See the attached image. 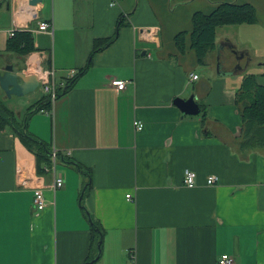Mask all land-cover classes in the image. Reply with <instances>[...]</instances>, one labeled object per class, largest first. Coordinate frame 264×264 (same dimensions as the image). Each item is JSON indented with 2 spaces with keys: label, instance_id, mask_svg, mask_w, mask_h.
I'll use <instances>...</instances> for the list:
<instances>
[{
  "label": "crops",
  "instance_id": "obj_1",
  "mask_svg": "<svg viewBox=\"0 0 264 264\" xmlns=\"http://www.w3.org/2000/svg\"><path fill=\"white\" fill-rule=\"evenodd\" d=\"M125 1L52 0L44 17L47 0H0V17L9 13L4 36L28 29L35 38L37 51L21 71L39 76L52 59L60 83L90 62L48 114L27 122L31 134L70 159L57 171L63 188L55 191L54 175L39 174L36 156L0 126V264H86L96 254L92 219L105 232L95 264H219L223 255L233 264H264V150L239 148L237 93L247 75L235 78L259 48L241 41L248 28L222 27L229 32L217 33L215 49L199 64L190 49L195 13L181 54L174 41L180 32L164 40L151 0H138L133 12ZM122 14L126 24L116 36ZM46 21L53 33L39 30ZM115 36L90 57L95 40ZM20 60L1 58L15 62V70ZM114 79L127 81L126 89L112 87ZM191 96L199 115H185L176 104ZM77 165L91 172L86 192L89 178ZM186 170L197 174L194 188L185 186ZM209 176L219 182L208 185ZM38 188L43 211L34 205Z\"/></svg>",
  "mask_w": 264,
  "mask_h": 264
},
{
  "label": "trees",
  "instance_id": "obj_2",
  "mask_svg": "<svg viewBox=\"0 0 264 264\" xmlns=\"http://www.w3.org/2000/svg\"><path fill=\"white\" fill-rule=\"evenodd\" d=\"M258 16L255 7L249 3H223L218 5L209 14L196 12L191 19L190 31V49L195 52L199 64H204L208 54L216 47L217 30L226 26H239L245 24L257 23ZM124 14L121 15L118 23L117 34L122 25H125ZM188 32L183 31L176 35L175 45L181 54H185L187 44H185ZM116 36L108 39H97L94 41L93 51L90 57L102 51L115 42ZM37 51L35 38L31 30H17L14 37H10L6 44V53L17 55L21 60L19 62L21 71L22 63L26 56ZM91 60V58H90ZM48 66H51L52 59L48 60ZM90 67L87 66L79 71L69 86L59 91L58 97L66 93L77 82L78 78ZM237 105L242 116L243 125L240 132L239 148L242 152L264 150V85L257 82L255 75L244 77L237 93ZM53 103L48 96H43L35 104L28 107L23 120L16 119L14 112L9 109L0 99V126L3 130H8L18 136L22 143L36 156L37 172L45 174L44 168L51 165L52 149L49 144L39 140L27 128L28 118L42 111L50 112ZM202 116L206 119L207 114L202 107ZM59 161L64 164H71L70 159L62 153L58 154ZM81 172L85 173L81 165H77ZM89 178L85 192L90 188L91 172L85 173ZM104 229L92 219V238L95 243L96 254L91 255L86 264H95L101 258L103 253L102 241Z\"/></svg>",
  "mask_w": 264,
  "mask_h": 264
},
{
  "label": "rangeland",
  "instance_id": "obj_3",
  "mask_svg": "<svg viewBox=\"0 0 264 264\" xmlns=\"http://www.w3.org/2000/svg\"><path fill=\"white\" fill-rule=\"evenodd\" d=\"M120 3L122 0H118ZM127 2V3H126ZM124 3L125 10L128 12H133L137 8L138 0H126ZM151 3L153 7L156 9L157 14L160 17V23L163 28V38L166 40V42H169L172 35L175 33H179L181 31H185V29H188L189 26V19L190 16L193 15L196 12H203L206 14H209L212 12L218 5L223 3H249L253 5L257 11L258 21L254 24H245L242 25V28H248L247 31L244 32L241 31V41L242 42H252V44L259 48L257 53H259L262 58L264 57V0H151ZM52 12V0H47V3L45 5V10L43 12V16H51ZM3 14L0 17V55L6 54V42L8 41V36H4L3 32H6L4 30V26L7 24V16ZM240 26V25H239ZM239 26H233L230 27L232 30H234V27L238 29ZM229 28V27H227ZM229 31L223 28L218 29V37H225V34H227ZM235 32H231V34H234ZM236 36V35H235ZM235 36L234 39H235ZM238 40V39H235ZM171 41V40H170ZM52 47V44L49 40V43L45 47V49H50ZM192 54H195L194 51H191ZM256 53V52H255ZM9 54V53H7ZM242 54V52H241ZM13 55V54H10ZM258 57H253V62L249 64V67L244 69L242 72L236 75L235 78L243 79V76L245 75H255L258 76L259 81L264 83V65L262 66L261 63L264 61H260ZM217 65L214 63L215 67L219 66L220 63L216 62ZM2 66H5L6 64H3L1 61ZM8 64L16 65L15 62H10ZM18 66L19 63H18ZM194 67H196V70L198 73H204L206 72V67L194 64ZM18 68V67H17ZM214 70V69H212ZM43 97V93L38 89L34 93H30L27 96L24 97H17L12 96L9 98L1 89L0 87V99L3 101V103L14 112V115L16 119L23 120L28 107L32 103H36L39 99ZM62 163L59 162L57 164V171L59 172V167H62ZM64 166V165H63Z\"/></svg>",
  "mask_w": 264,
  "mask_h": 264
},
{
  "label": "built area",
  "instance_id": "obj_4",
  "mask_svg": "<svg viewBox=\"0 0 264 264\" xmlns=\"http://www.w3.org/2000/svg\"><path fill=\"white\" fill-rule=\"evenodd\" d=\"M114 5V3H113ZM53 22L52 21H46L39 24V30L44 32H50L53 33ZM15 31H12L10 33V37H14ZM78 74L76 70H72L69 73V77L66 81L58 83L56 79V71L53 66H50L47 69L40 70L39 78V89L43 93V96L50 97L52 103L54 104L55 101L58 98L59 91H62L66 89L69 86V82L75 78V76ZM198 79L197 75L192 74L191 80ZM127 81L124 80H118L114 79L111 81V86L114 87L118 92H121L126 89L127 87ZM45 113H49L48 111H42ZM136 127L138 130H141L143 128V123L137 122ZM58 152L53 149L51 153V159L52 163L49 166H46L44 168V173H52L54 175V181L52 184V188L56 191L61 188H63L65 181L61 175H58L57 172V164L59 161ZM219 182V178L217 176H209L207 179L208 185H215ZM184 183L185 186L188 188H194L197 185V174L191 170H186L184 175ZM25 184V181L22 182V185ZM127 197L130 198L128 195ZM34 205L37 208L38 211H43L46 208L45 203V196L42 189H35L34 191ZM233 258L229 255H223L222 258L219 261V264H233Z\"/></svg>",
  "mask_w": 264,
  "mask_h": 264
},
{
  "label": "water",
  "instance_id": "obj_5",
  "mask_svg": "<svg viewBox=\"0 0 264 264\" xmlns=\"http://www.w3.org/2000/svg\"><path fill=\"white\" fill-rule=\"evenodd\" d=\"M233 52L235 55L239 54L236 50ZM242 57L243 54L240 53L237 58L241 59ZM1 58L2 55H0V87L9 98L12 96L24 97L39 89L38 76L27 75L24 71L15 70L12 64L2 66ZM176 104L185 115L196 116L201 112L195 96H191L188 100L177 99Z\"/></svg>",
  "mask_w": 264,
  "mask_h": 264
},
{
  "label": "bare ground",
  "instance_id": "obj_6",
  "mask_svg": "<svg viewBox=\"0 0 264 264\" xmlns=\"http://www.w3.org/2000/svg\"><path fill=\"white\" fill-rule=\"evenodd\" d=\"M33 65H34V66L36 67V69H37V66H36V64L34 63ZM33 69H34V68H33Z\"/></svg>",
  "mask_w": 264,
  "mask_h": 264
}]
</instances>
